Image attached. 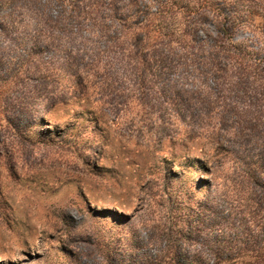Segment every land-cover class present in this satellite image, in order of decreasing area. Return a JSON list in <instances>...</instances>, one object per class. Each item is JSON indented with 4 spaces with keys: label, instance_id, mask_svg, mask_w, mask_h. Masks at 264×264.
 I'll list each match as a JSON object with an SVG mask.
<instances>
[{
    "label": "rangeland",
    "instance_id": "374dc122",
    "mask_svg": "<svg viewBox=\"0 0 264 264\" xmlns=\"http://www.w3.org/2000/svg\"><path fill=\"white\" fill-rule=\"evenodd\" d=\"M97 1L0 0V264L220 262L217 227L264 207V24L176 3L167 41L132 30L158 0Z\"/></svg>",
    "mask_w": 264,
    "mask_h": 264
},
{
    "label": "trees",
    "instance_id": "16d2710c",
    "mask_svg": "<svg viewBox=\"0 0 264 264\" xmlns=\"http://www.w3.org/2000/svg\"><path fill=\"white\" fill-rule=\"evenodd\" d=\"M136 2V0H132ZM211 0H158V6L154 12H150L147 9V15L140 21L138 24L132 27L133 31H139L142 33H151L155 34V38L167 39V41H171L172 36L176 33L178 29L174 28L171 25V21L173 20L174 14H180V11L172 10V7L176 3H181L182 10L186 12H191L189 9L190 3L195 5L200 4H208ZM229 5L233 6V10H229L227 15L215 14L213 11L207 10V8H196V12L201 17L199 21H195L194 25H198L203 22V19H208V17L214 16L216 20H219L220 23V34L227 33L229 30H234L237 27H248L252 25L250 22V17L256 18V20L264 24V0H224ZM72 3V9L78 10V16H83L87 13V10L96 9V5H98V1L90 0H70ZM69 3V5H70ZM89 8L87 9V7ZM254 7H258L259 11H254ZM72 10V11H73ZM215 14V15H214ZM4 24L2 27L10 26L8 23L7 16L3 17ZM41 21V19H39ZM225 23V24H224ZM162 40V41H163ZM159 40L156 44H152L154 47L158 45ZM236 63H243L244 59L239 57L238 55H233L232 57ZM156 61H160L159 57H155ZM40 100V99H39ZM258 184V182H257ZM260 185V184H259ZM262 187L264 188V183L262 182ZM256 192L249 190L247 192V196L244 198L239 204V209L237 211L238 223L235 224H227L217 227V235L222 237V240L215 241L216 249L223 253L227 251L229 255L226 258L221 257L222 261L214 260L212 264H231V262L236 261V259L241 258L246 254V252L251 253V257L255 259L254 264H260L264 262V207L262 208L259 200L256 197ZM212 204L213 198L210 200ZM263 209V214H259V209ZM213 208L212 210H214ZM183 210V208H182ZM182 212V211H181ZM215 213H219V210L216 209ZM210 215V213H207ZM174 221L177 223L178 220L176 218H180V214L177 211H173ZM208 215V216H209ZM217 215V214H216ZM207 218H212L211 216ZM193 225L189 223V226L182 225L180 228L176 230H170L168 233V237H173L176 241L187 242L189 240V236L191 233L199 232V226L202 224V220L200 218H196L193 221ZM185 224V223H184ZM234 226V227H233ZM234 228V229H233ZM230 232V233H229ZM226 233H229L227 237L223 238ZM170 234V235H169ZM172 251V250H171ZM183 257V253L180 249H175L173 251L172 261L174 264H185V259H181ZM181 260V261H180Z\"/></svg>",
    "mask_w": 264,
    "mask_h": 264
}]
</instances>
